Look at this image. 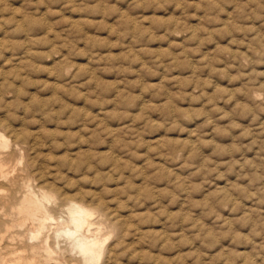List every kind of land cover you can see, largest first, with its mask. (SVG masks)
<instances>
[{
    "label": "rangeland",
    "instance_id": "1",
    "mask_svg": "<svg viewBox=\"0 0 264 264\" xmlns=\"http://www.w3.org/2000/svg\"><path fill=\"white\" fill-rule=\"evenodd\" d=\"M15 20L58 62L14 82L58 119L41 162L123 217L115 264H264V0H0L8 45Z\"/></svg>",
    "mask_w": 264,
    "mask_h": 264
},
{
    "label": "bare ground",
    "instance_id": "2",
    "mask_svg": "<svg viewBox=\"0 0 264 264\" xmlns=\"http://www.w3.org/2000/svg\"><path fill=\"white\" fill-rule=\"evenodd\" d=\"M14 25L16 30L13 32L19 31V37L23 38L22 44L12 40L8 45L5 41L9 38V32L0 30V69L8 64L11 69L8 73L15 74L10 78L7 70H0V264H115L124 244L122 226L125 222L121 221L123 217L117 218L116 211L109 209L107 203L95 194V191L82 192L77 189L75 194L70 195L66 189L59 190L56 187L59 175L56 162L46 166L45 162L44 165L41 162L44 153L42 150L48 147L53 150L56 146L55 129L47 124L51 122L56 124L58 119L53 120L45 116L50 120L42 121L46 109L37 92L25 91L19 83L15 85L14 82L21 81V84L26 79L24 78L26 74L22 77L21 72H30L35 65L43 64V60L53 65L58 62L55 61L57 59L55 55L51 54L54 51L53 47L44 53L33 50L29 46L31 37L23 22L15 20ZM6 53L8 56L4 57ZM49 68L46 67L47 70ZM55 75L59 73L49 72V76ZM64 76L71 79L68 70ZM116 94L117 97L118 93ZM81 121L79 125L83 128L86 121ZM111 131L113 130L110 129L109 133ZM95 153L94 151L92 154ZM51 159L54 160L53 157ZM98 167L100 169V166ZM100 177L102 178L101 175Z\"/></svg>",
    "mask_w": 264,
    "mask_h": 264
}]
</instances>
